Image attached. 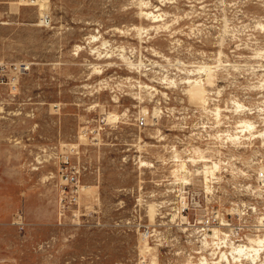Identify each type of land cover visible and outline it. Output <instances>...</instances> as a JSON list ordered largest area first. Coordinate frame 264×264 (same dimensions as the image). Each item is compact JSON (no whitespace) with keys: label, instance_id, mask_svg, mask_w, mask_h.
Masks as SVG:
<instances>
[{"label":"rangeland","instance_id":"rangeland-1","mask_svg":"<svg viewBox=\"0 0 264 264\" xmlns=\"http://www.w3.org/2000/svg\"><path fill=\"white\" fill-rule=\"evenodd\" d=\"M49 8L43 27L39 4L0 0V62L31 65L26 102L0 112V191L17 200L0 264H264V248L232 254L264 239V0ZM71 146L63 213L53 157Z\"/></svg>","mask_w":264,"mask_h":264},{"label":"built area","instance_id":"built-area-1","mask_svg":"<svg viewBox=\"0 0 264 264\" xmlns=\"http://www.w3.org/2000/svg\"><path fill=\"white\" fill-rule=\"evenodd\" d=\"M39 0H21L22 3L37 6ZM50 14H46L41 18V24L43 27H49L51 25ZM31 65L26 62H0V109L1 113L16 114L20 110V105L26 102L21 99V81L29 73ZM28 100V97L26 98ZM138 126H146V118L144 116L138 118ZM106 122L104 119H100L98 127L104 126ZM84 134L91 137L92 140L99 139L100 130L94 128V130L86 129ZM65 148L54 152L55 165L58 167V175L61 181L64 183V189L59 196V205L63 213L68 212L75 205H78L80 184H81V167L74 160L75 148ZM37 170L38 168L35 167ZM261 179L264 180V175H261ZM183 208H188V202L182 201ZM210 225H208L209 227ZM150 235V232H146V236Z\"/></svg>","mask_w":264,"mask_h":264},{"label":"bare ground","instance_id":"bare-ground-1","mask_svg":"<svg viewBox=\"0 0 264 264\" xmlns=\"http://www.w3.org/2000/svg\"><path fill=\"white\" fill-rule=\"evenodd\" d=\"M49 3H50V0H39L38 1V4L40 6V15H41V18L45 17L46 14H49V12H50L49 11V9H50L49 8ZM1 111L2 110L0 109V112ZM111 117L112 116H110L109 118H111ZM246 126L249 127V128H251L252 127L251 122L246 123ZM263 248H264V239L263 238L262 239H256V240H252L250 245L238 246L236 248L235 247L232 248L233 249L232 254L233 255L236 254V253L237 254H241L243 251H245L246 253H248V252H250V253L251 252H254V253H256V256L258 258V257H260V251H262ZM225 256L226 255L223 254L222 258H226ZM251 256H252V254H251ZM253 256H255V254H253ZM255 260H256V258L253 257V261H255Z\"/></svg>","mask_w":264,"mask_h":264},{"label":"crops","instance_id":"crops-1","mask_svg":"<svg viewBox=\"0 0 264 264\" xmlns=\"http://www.w3.org/2000/svg\"><path fill=\"white\" fill-rule=\"evenodd\" d=\"M15 202L17 200L12 195L0 191V224L9 221ZM0 245L5 246L4 240H0Z\"/></svg>","mask_w":264,"mask_h":264}]
</instances>
